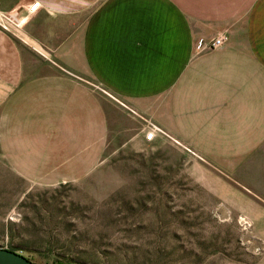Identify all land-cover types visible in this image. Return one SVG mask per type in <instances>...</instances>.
<instances>
[{
	"label": "crops",
	"instance_id": "0c3cea01",
	"mask_svg": "<svg viewBox=\"0 0 264 264\" xmlns=\"http://www.w3.org/2000/svg\"><path fill=\"white\" fill-rule=\"evenodd\" d=\"M0 10L20 21L0 25V153L17 175H90L119 123L146 141L145 120L111 95L213 159L264 144V0H0ZM218 34L220 47L196 45Z\"/></svg>",
	"mask_w": 264,
	"mask_h": 264
},
{
	"label": "rangeland",
	"instance_id": "374dc122",
	"mask_svg": "<svg viewBox=\"0 0 264 264\" xmlns=\"http://www.w3.org/2000/svg\"><path fill=\"white\" fill-rule=\"evenodd\" d=\"M119 124L88 176H20L0 153V247L35 264H264V144L218 160Z\"/></svg>",
	"mask_w": 264,
	"mask_h": 264
},
{
	"label": "built area",
	"instance_id": "2783aa9c",
	"mask_svg": "<svg viewBox=\"0 0 264 264\" xmlns=\"http://www.w3.org/2000/svg\"><path fill=\"white\" fill-rule=\"evenodd\" d=\"M40 2L39 1H35L33 4H29L27 11L28 14H34L35 11L39 8ZM3 19H7L8 21L16 24V25H20V21L18 20V18L11 16L9 14H4L1 10H0V25H3L2 20ZM4 26V25H3ZM225 40V36L224 34H218L216 36H214L213 38L210 39H206V38H198L196 41V45L202 49V48H218L220 47L223 42ZM100 90L105 91L103 88L99 87ZM112 98H114L115 100H117L119 103H121L123 106H125L130 112H132L133 114H136L138 116H140L142 119L145 120L146 126H145V134H144V138L146 141L148 142H152L154 141V139L157 137V134H160L161 136H163L164 138L174 142L175 144H178L180 146H182L183 148H185L188 151H191L193 153H196L191 146L183 143L179 138L173 136L171 133H169L167 130H165L164 128H162L160 125H158L157 123L146 119L144 116L138 114L132 107H130L128 104H126L125 102H123L119 97L113 96L111 95ZM239 221L241 224H243L244 227H248L250 225V220L246 217V216H240L239 217Z\"/></svg>",
	"mask_w": 264,
	"mask_h": 264
},
{
	"label": "water",
	"instance_id": "95a60500",
	"mask_svg": "<svg viewBox=\"0 0 264 264\" xmlns=\"http://www.w3.org/2000/svg\"><path fill=\"white\" fill-rule=\"evenodd\" d=\"M0 264H35V263L16 251L0 247Z\"/></svg>",
	"mask_w": 264,
	"mask_h": 264
}]
</instances>
